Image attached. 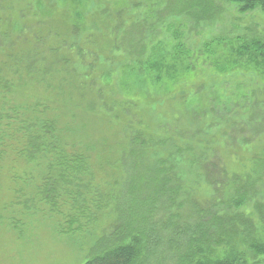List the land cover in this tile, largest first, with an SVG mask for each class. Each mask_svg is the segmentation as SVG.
<instances>
[{"label": "rangeland", "instance_id": "obj_1", "mask_svg": "<svg viewBox=\"0 0 264 264\" xmlns=\"http://www.w3.org/2000/svg\"><path fill=\"white\" fill-rule=\"evenodd\" d=\"M44 1L47 6L34 12L46 20V29L61 31L63 38L54 41L59 47L56 58L64 56L67 62L57 65L61 72L51 79L49 90L38 76L14 78L3 93L6 104L45 103L67 147L88 149L94 182L101 189L120 175L113 165L124 121L113 115H122V104L130 103V113H136L158 139L207 128L210 132L203 131L207 135L202 141L213 140L224 149L218 156L231 159L237 169L246 162L241 159H250L264 145V74L239 62L234 53L239 38L264 39V13L259 9L243 14L237 5L216 0L224 7L222 14L195 22L192 13L182 16L178 10L196 0ZM161 10L166 15L160 20ZM133 23L146 35L147 59L141 71L123 50L108 45L112 28L123 31ZM103 102L115 104L110 110ZM254 110L258 124L246 125ZM5 145L6 140L0 161V264H83L105 222L95 225L93 233L62 232V216L51 213L36 197L27 200L40 182L44 162L25 161ZM208 191L193 187L191 203H206ZM240 211L247 214L251 208L247 204ZM253 236L263 240L264 228H257ZM240 247L247 264H264V256L253 255L247 242Z\"/></svg>", "mask_w": 264, "mask_h": 264}, {"label": "trees", "instance_id": "obj_2", "mask_svg": "<svg viewBox=\"0 0 264 264\" xmlns=\"http://www.w3.org/2000/svg\"><path fill=\"white\" fill-rule=\"evenodd\" d=\"M196 1L178 14L192 13L199 22L223 12L216 0ZM227 1L243 14L256 9L264 13V0ZM45 5L44 0H0V161L6 140L25 161L45 164L34 195L27 200L36 197L51 213L62 216V232L93 233L95 225L105 222L83 264H247L246 251L240 249L246 242L253 255L264 256V239L253 236L257 228H264V145L250 159H241L246 162L237 169L231 159L218 156L223 148L213 140L202 141L207 135L203 131L210 132L207 128L158 139L136 113H130V103L122 104V115H113L124 121L113 165L120 175L101 189L94 182L88 149L67 147L45 103L6 104L3 93L16 78L38 76L49 90L51 79L61 72L57 65L67 62L64 56L56 58L59 47L54 41L63 38L61 31L46 29V20L34 12ZM165 15L161 10L157 18ZM110 37L108 45L123 50L141 71L147 54L142 26L133 23L123 31L115 26ZM234 53L239 62L264 74V39L239 38ZM103 104L111 110L115 102ZM254 112L246 125L258 124ZM201 186L209 189L206 203H191V189ZM247 204L251 211L245 214L240 209Z\"/></svg>", "mask_w": 264, "mask_h": 264}]
</instances>
